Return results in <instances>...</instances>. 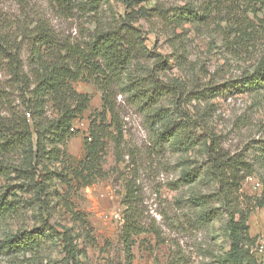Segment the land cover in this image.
<instances>
[{
    "label": "rangeland",
    "instance_id": "rangeland-1",
    "mask_svg": "<svg viewBox=\"0 0 264 264\" xmlns=\"http://www.w3.org/2000/svg\"><path fill=\"white\" fill-rule=\"evenodd\" d=\"M90 1L94 0H76L74 6L62 9L53 0H0V33L18 38L26 62L28 41L21 32L38 23L45 25L56 41L75 42L86 37L94 26L121 20L131 13L121 0H96L94 10L88 12ZM187 3L201 10L211 4L214 7L207 21L178 27L134 16L144 46L158 62H168L155 75L169 92L163 95L159 107L170 120L196 121L198 133L214 134L225 152L244 156L253 165V173L241 183L240 193L257 197L264 190V164L257 159L256 151L257 144L264 141V94L239 93L227 85L256 63L264 51V37L257 33L242 37L234 32L238 28L235 22L252 19L237 9L239 0H142L133 12L141 6L167 10ZM229 13L233 22L225 19ZM231 25L232 31L228 29ZM154 58L137 61L136 68H151ZM176 86L182 90V99H174L171 93ZM73 88L88 96L89 105L73 122L75 134L65 146L70 169L84 158L83 140L90 119L102 112L101 92L94 84L79 81ZM115 105L123 143L119 150L107 143L102 160L104 177L81 186L69 176V185L56 187L87 226V233L78 231L81 236L75 241L80 264H225V216L219 210L215 221L201 224L190 202L195 195L213 194V185L204 174L191 184L180 180L181 173L194 166L204 170L206 157L200 146L179 152L166 143H156L161 123L120 96ZM4 186L6 182L0 177V194ZM128 186L135 191L141 221L148 230L132 239L130 258L120 240L125 210L122 200ZM247 202L242 200L241 206L249 210L248 234L254 242L250 254L256 264H264V208L249 209ZM39 218L34 207L24 204L12 219L0 223V241L8 232L37 228ZM51 224L56 228L77 227L61 206L55 210ZM62 261V248L56 240H49L39 254L26 259L9 256L0 246V264H63Z\"/></svg>",
    "mask_w": 264,
    "mask_h": 264
},
{
    "label": "trees",
    "instance_id": "trees-1",
    "mask_svg": "<svg viewBox=\"0 0 264 264\" xmlns=\"http://www.w3.org/2000/svg\"><path fill=\"white\" fill-rule=\"evenodd\" d=\"M53 1L62 9L74 6L76 2ZM93 2L90 1L88 12L94 10ZM121 2L131 10L130 14L121 20L94 26L79 41L58 42L41 23L21 32L23 39L28 41L26 62L18 38L0 33V177L7 185L0 194V223L12 219L24 204L30 209L34 207L40 217L37 228L18 229L4 235L1 248L9 256L26 259L39 254L49 240H56L62 248L63 264H80L75 241L81 232L87 233V226L82 215L74 212L56 187L69 185V176L81 186L104 177L102 160L107 143H112L118 150L123 143V130L117 120L115 105L120 96L151 120L162 124L155 136L156 143H166L179 152L200 146L206 157L204 170L194 166L180 176L183 183L191 184L204 174L213 185L214 192L210 196L190 198L198 211L199 222L212 223L220 210L225 216L222 236L227 242L223 261L225 264H256L250 254L254 242L248 234L249 210L242 209L241 201L247 200L249 209L264 208V190L252 198L240 193L241 183L253 173V165L240 154L225 152L214 134L198 133L196 121L166 118L159 105L163 95L169 93L166 92L168 87L155 75L168 62H158L154 58L143 44L141 30L134 25L135 17L157 19L169 27L205 22L214 5L202 10L192 3L167 10L141 6L133 12L142 0ZM237 9L245 17L251 15L252 19L235 22L238 28L234 32L242 37L250 38L253 33L264 37V0H239ZM229 15L225 19L233 22L232 14ZM233 25L228 29L232 31ZM144 58H154L152 67L136 68L135 63ZM79 81L92 83L101 92L102 112L90 119L83 140L84 158L70 169L65 146L75 134L73 122L89 105L88 96L73 88ZM227 86L239 93L264 94V51L240 79ZM173 90L174 99H182L180 86ZM194 98L200 100L197 96ZM256 151L259 153L257 159L264 164V141L257 144ZM26 196L29 200H25ZM122 204L125 210L120 240L130 258L132 239L148 230L141 221L135 191L130 186L126 188ZM59 206L65 208L77 227L61 225L56 228L51 224Z\"/></svg>",
    "mask_w": 264,
    "mask_h": 264
}]
</instances>
